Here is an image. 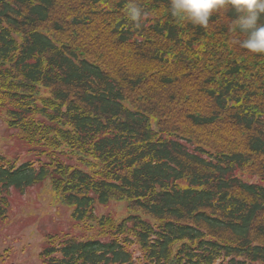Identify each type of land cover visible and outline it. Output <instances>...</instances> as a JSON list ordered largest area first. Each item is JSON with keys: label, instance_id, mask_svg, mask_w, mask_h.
I'll return each instance as SVG.
<instances>
[{"label": "trees", "instance_id": "obj_1", "mask_svg": "<svg viewBox=\"0 0 264 264\" xmlns=\"http://www.w3.org/2000/svg\"><path fill=\"white\" fill-rule=\"evenodd\" d=\"M238 15L0 0V111L35 155H0V222L13 192L50 180L98 229L48 237L44 264H138L135 245L142 264H264V54L241 47ZM112 200L128 215L98 216Z\"/></svg>", "mask_w": 264, "mask_h": 264}, {"label": "rangeland", "instance_id": "obj_2", "mask_svg": "<svg viewBox=\"0 0 264 264\" xmlns=\"http://www.w3.org/2000/svg\"><path fill=\"white\" fill-rule=\"evenodd\" d=\"M17 37L21 40L22 36ZM42 90L44 95L48 93ZM29 149L20 132L9 128L5 113L0 111V155L21 164L35 158ZM72 162L78 164L75 159ZM96 212L100 217L111 214L119 220L128 215L129 209L125 201L112 200L108 205L98 204ZM72 213L73 208L62 201L50 180L24 194L13 192L9 216L0 222V264H44L40 255L48 237L69 234L86 239L98 233L96 222H76ZM133 250L138 264L144 263L139 247L135 245Z\"/></svg>", "mask_w": 264, "mask_h": 264}, {"label": "clouds", "instance_id": "obj_3", "mask_svg": "<svg viewBox=\"0 0 264 264\" xmlns=\"http://www.w3.org/2000/svg\"><path fill=\"white\" fill-rule=\"evenodd\" d=\"M226 6L232 7L239 15V30L246 34L240 42L241 47L252 53L264 54V0H170L171 15L187 20L193 25L207 26L212 14ZM129 18L139 22L144 13L136 6L128 9Z\"/></svg>", "mask_w": 264, "mask_h": 264}]
</instances>
